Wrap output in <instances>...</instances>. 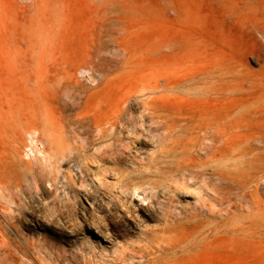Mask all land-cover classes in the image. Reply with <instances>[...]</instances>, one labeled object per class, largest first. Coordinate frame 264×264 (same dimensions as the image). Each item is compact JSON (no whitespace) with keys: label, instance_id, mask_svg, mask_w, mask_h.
<instances>
[{"label":"rangeland","instance_id":"obj_1","mask_svg":"<svg viewBox=\"0 0 264 264\" xmlns=\"http://www.w3.org/2000/svg\"><path fill=\"white\" fill-rule=\"evenodd\" d=\"M0 179V264H264V0H0Z\"/></svg>","mask_w":264,"mask_h":264},{"label":"bare ground","instance_id":"obj_2","mask_svg":"<svg viewBox=\"0 0 264 264\" xmlns=\"http://www.w3.org/2000/svg\"><path fill=\"white\" fill-rule=\"evenodd\" d=\"M185 119V118H184ZM116 125V122H112L110 124V127L106 128L103 124H98L99 132L102 133L100 135V138H102L105 133V131L109 128H113ZM29 135V144L25 145V155L26 156H33L37 160V164H39V167L43 170L44 168L51 167L53 164V161L51 160V155L44 149L43 142L38 138L37 130L32 128L29 129L27 132ZM24 151V150H23ZM58 165V164H57ZM159 166L156 167V175L158 177L162 176H168L169 171H164L165 168H163L162 164H158ZM28 169L32 171L33 166L31 163L28 164ZM3 185V181L0 179V186Z\"/></svg>","mask_w":264,"mask_h":264}]
</instances>
